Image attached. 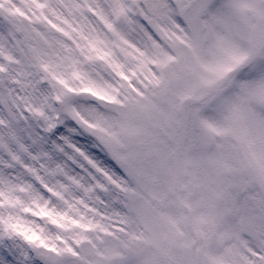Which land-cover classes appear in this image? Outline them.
<instances>
[{"label": "snow or ice", "instance_id": "snow-or-ice-1", "mask_svg": "<svg viewBox=\"0 0 264 264\" xmlns=\"http://www.w3.org/2000/svg\"><path fill=\"white\" fill-rule=\"evenodd\" d=\"M0 264H264V0H0Z\"/></svg>", "mask_w": 264, "mask_h": 264}]
</instances>
